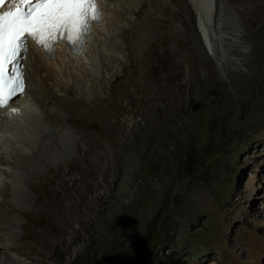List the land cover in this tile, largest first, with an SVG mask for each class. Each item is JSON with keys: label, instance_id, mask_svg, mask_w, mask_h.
Listing matches in <instances>:
<instances>
[{"label": "rangeland", "instance_id": "1", "mask_svg": "<svg viewBox=\"0 0 264 264\" xmlns=\"http://www.w3.org/2000/svg\"><path fill=\"white\" fill-rule=\"evenodd\" d=\"M263 4L218 1L223 47L244 51L221 59L190 1L148 0L120 37L124 59L96 92L62 99L50 78L38 81L43 107L62 110L51 120L70 126L52 142L62 160L52 173L58 194L26 201L30 211L20 215L51 234L35 243L44 264H165V253L176 264H208L214 249L235 248L240 230L264 236V169L242 155L264 139ZM174 25L183 45L165 52ZM35 71L40 79L43 69ZM21 242L30 249V238Z\"/></svg>", "mask_w": 264, "mask_h": 264}, {"label": "bare ground", "instance_id": "2", "mask_svg": "<svg viewBox=\"0 0 264 264\" xmlns=\"http://www.w3.org/2000/svg\"><path fill=\"white\" fill-rule=\"evenodd\" d=\"M188 1L196 9L198 26L203 30L205 40L217 58L244 53L237 43L228 49L223 47L225 43H221L226 37L221 35L223 26L216 20L219 0ZM146 2L148 0H101L102 19L93 25V30L78 53L58 44L52 55L48 56L41 48L29 40L26 41L27 45L23 49L26 54V93L12 102L17 106L15 111H10L0 104V264H34L31 263L33 261L44 264L45 259L35 243L41 239L48 241L51 236L50 232L20 219L21 214L25 215L30 211L25 207L26 201L37 206L50 202L58 194L53 189L56 179L52 173L58 169L62 160L56 161L54 158L52 142L60 135L66 136L67 130L70 129L68 125L60 127V124L56 125L51 120V114H56L57 109L59 114L62 110L59 105L43 107L41 98L35 95L38 81L45 82L47 77L50 78L53 89L62 99H66L63 95L69 91H73L75 95L96 92L110 81V76L115 74L120 60L124 59L121 49L125 42L120 37L127 35L135 18L134 14L139 12ZM178 12L173 11L175 18L178 17ZM147 13L143 18L149 17ZM172 34L176 36V40H171ZM164 38L165 52L177 51L183 45L175 25L171 31L165 29ZM236 62L233 59V63L237 64ZM37 67L44 71L38 76L40 79L33 75ZM98 116H102L101 109ZM64 117L68 118L65 113ZM263 143L264 139L261 138L249 141L242 152L246 165H252L254 169H264ZM260 174L264 182V171ZM22 182L29 185L32 194L25 190ZM59 184L67 190L68 183L65 179L62 178ZM44 212L47 211L39 208L40 214ZM240 232V238L234 242V249L227 254L214 249L204 263L228 264L227 259H230L231 264H262L264 236L253 228H244ZM25 237L32 240L30 249L23 247L21 241Z\"/></svg>", "mask_w": 264, "mask_h": 264}, {"label": "snow or ice", "instance_id": "3", "mask_svg": "<svg viewBox=\"0 0 264 264\" xmlns=\"http://www.w3.org/2000/svg\"><path fill=\"white\" fill-rule=\"evenodd\" d=\"M11 11L0 13V96H11L22 85L6 76L5 63L15 60L27 37L45 43L59 33L79 40L98 18L95 0H9ZM5 0H0V6Z\"/></svg>", "mask_w": 264, "mask_h": 264}, {"label": "trees", "instance_id": "4", "mask_svg": "<svg viewBox=\"0 0 264 264\" xmlns=\"http://www.w3.org/2000/svg\"><path fill=\"white\" fill-rule=\"evenodd\" d=\"M164 255H165V256H164ZM163 259H164V263H165V264H176L175 261H173V260H171V259H169V258L167 257V254H166V253L163 254Z\"/></svg>", "mask_w": 264, "mask_h": 264}]
</instances>
